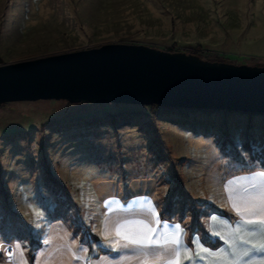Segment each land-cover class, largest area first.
Listing matches in <instances>:
<instances>
[{
  "label": "rangeland",
  "instance_id": "obj_1",
  "mask_svg": "<svg viewBox=\"0 0 264 264\" xmlns=\"http://www.w3.org/2000/svg\"><path fill=\"white\" fill-rule=\"evenodd\" d=\"M111 42L264 65V0H0V64ZM257 169L264 113L8 101L0 105V250L33 248L42 215L74 228L76 195L96 177L153 193L193 226L199 208L227 207L228 178Z\"/></svg>",
  "mask_w": 264,
  "mask_h": 264
},
{
  "label": "water",
  "instance_id": "obj_2",
  "mask_svg": "<svg viewBox=\"0 0 264 264\" xmlns=\"http://www.w3.org/2000/svg\"><path fill=\"white\" fill-rule=\"evenodd\" d=\"M45 98L264 113V65L123 42L0 64V105Z\"/></svg>",
  "mask_w": 264,
  "mask_h": 264
},
{
  "label": "crops",
  "instance_id": "obj_3",
  "mask_svg": "<svg viewBox=\"0 0 264 264\" xmlns=\"http://www.w3.org/2000/svg\"><path fill=\"white\" fill-rule=\"evenodd\" d=\"M258 172H264V169H257L231 176L224 182L225 187L229 181L237 177H248ZM87 183L88 185L86 184L87 186L85 185L84 189L75 198L81 211L78 214L79 218L77 222L83 228L89 230V233L84 239H82L80 233L74 231L72 223L65 217H50L49 219L42 215L43 219L39 222L40 224H38L33 234L35 240V245L33 246V261L30 258V245L23 246L22 244H16L11 260L4 255L6 250L4 252L0 250V264H14V262L15 264H22L23 261H26L27 264H38V262L39 264H88L89 261L92 264H118L126 256L132 257L134 264L135 257L144 254L141 250H113V246L103 239L100 232L104 224L108 221H115L122 217L126 218L133 214L147 215L142 206L146 205L149 200L159 214L161 223L169 225V231L177 224L181 226L184 231V244L193 253L198 251L196 241L199 242L200 246L210 250H218L221 247L227 249V245L223 243L217 248L206 245L203 241L202 229L198 223L192 226L186 220L175 217L173 213L171 214V218L162 216L161 211L165 203L158 200L151 192L133 190L130 184L120 182L114 178L96 177ZM82 185H84V182H82ZM224 193L226 196L228 195L227 192ZM214 206L216 205L212 202L208 206L199 208V217L206 230L214 238H218L213 233L221 232L223 234L226 231L225 223L235 226L239 217L232 211L228 200L226 202V208L221 205V209L218 210ZM109 209H113V211L110 212ZM224 209L230 214L221 211ZM65 235H67V240L62 239ZM92 236H95V238ZM50 238L52 239V243L46 244L45 241ZM73 242L74 246L69 251L68 245ZM17 246L23 251L22 257L16 253ZM73 253L76 256L82 257V259H73ZM153 254L149 250V255L151 256Z\"/></svg>",
  "mask_w": 264,
  "mask_h": 264
},
{
  "label": "snow or ice",
  "instance_id": "obj_4",
  "mask_svg": "<svg viewBox=\"0 0 264 264\" xmlns=\"http://www.w3.org/2000/svg\"><path fill=\"white\" fill-rule=\"evenodd\" d=\"M225 191L228 204L239 220L235 226L225 223L226 231L213 235L226 244L227 249L210 250L196 241L198 251L193 253L184 244L181 226L177 224L169 231V225L161 223L150 200L142 206L147 215L133 214L108 221L100 234L113 250H141L144 254L135 257L134 264H264V172L237 177L228 182ZM62 239L67 240V235ZM45 243L51 244L52 239ZM73 246L74 242L68 245V250ZM149 250L154 254L150 256ZM16 253L23 256L19 246ZM9 258L12 259V253ZM73 259L81 260L82 257L73 253ZM118 264H133V258L126 256Z\"/></svg>",
  "mask_w": 264,
  "mask_h": 264
},
{
  "label": "trees",
  "instance_id": "obj_5",
  "mask_svg": "<svg viewBox=\"0 0 264 264\" xmlns=\"http://www.w3.org/2000/svg\"><path fill=\"white\" fill-rule=\"evenodd\" d=\"M154 106H161L159 104H152ZM214 110V109H213ZM227 111V110H226ZM229 111V110H228ZM161 215L164 217H170L171 218V209L170 206L169 208H165L161 211ZM195 220L201 225V229H202V235H203V241L206 245L212 247V248H217L218 246H220V244L222 243V241L219 238H214L204 227L203 223L201 222V220L196 216ZM74 231L78 232L81 234L82 239H84L86 237V235L89 233L88 229H85L82 227V225L80 224H76L74 225ZM95 238V236H92ZM90 243V242H89ZM91 246V243H90ZM30 258L33 261V248L30 249Z\"/></svg>",
  "mask_w": 264,
  "mask_h": 264
},
{
  "label": "built area",
  "instance_id": "obj_6",
  "mask_svg": "<svg viewBox=\"0 0 264 264\" xmlns=\"http://www.w3.org/2000/svg\"><path fill=\"white\" fill-rule=\"evenodd\" d=\"M8 253H13V248H9Z\"/></svg>",
  "mask_w": 264,
  "mask_h": 264
}]
</instances>
